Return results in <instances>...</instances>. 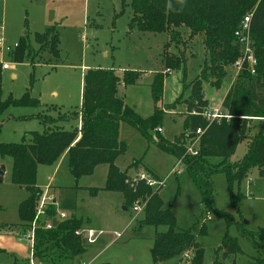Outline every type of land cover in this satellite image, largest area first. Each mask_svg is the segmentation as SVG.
I'll return each instance as SVG.
<instances>
[{
  "label": "rangeland",
  "instance_id": "obj_1",
  "mask_svg": "<svg viewBox=\"0 0 264 264\" xmlns=\"http://www.w3.org/2000/svg\"><path fill=\"white\" fill-rule=\"evenodd\" d=\"M129 14V7L122 11V0H0V100L8 96L19 98L27 89L30 96L43 105H9L0 114V142H26V133L43 131L44 126L37 117L41 109L55 118L69 111L79 112L82 73L93 67L112 68L117 82H122L123 71L137 70L139 77L136 82L118 83L116 94L141 117L151 115L155 106L163 111L159 123L161 132L147 129L154 141L158 136L168 140L179 136L183 130L184 103L178 101L174 108L168 105L180 95V99L184 98L188 91L183 92L181 85L198 74L205 64L209 65L202 38H188L187 31H182L179 44L174 47L170 43V51L184 49L186 74L183 77L181 69L170 70L163 79L162 96L155 102L150 84L154 73L163 68L161 52L168 33L129 29ZM48 27L56 30L54 51L48 47L40 48L35 40L36 31L42 32ZM21 39L26 41L28 50L16 58L14 51ZM2 64L9 67L3 68ZM225 72L218 88L204 84L203 92L208 104H219L225 95L234 75L229 62L225 65ZM251 123L249 136L238 143L233 155L227 159L228 163L241 161L263 122L255 120ZM76 124V120L61 123L65 129ZM93 127L98 134L113 136L125 144L114 164L129 178L136 179L139 173H144L158 184L162 182L158 193L163 206L171 205L177 230H197L196 240L203 249L204 263L216 258L215 250L225 235L236 239L241 252L223 259V264H250L253 258L264 256V252L255 249L242 233L253 234L255 240H259L258 236L264 238V186L253 164L231 182L223 172L212 175L214 207L221 215L210 212L207 219L198 190L185 165L175 156L160 149L154 141H148L137 128L124 120H95ZM0 166L6 170L0 181V221L12 223L14 227L12 232L0 233V242L5 248L1 262L26 264L30 247L16 240L20 236L16 207L26 193L9 182L11 158L0 156ZM174 166L177 174L172 172ZM105 169L106 164H98L91 174L79 177V188L75 192L71 189L75 183L68 170L67 151H63L55 162L36 167V184L47 201L55 200L53 206L57 215L81 216L84 218L83 226L103 231L96 242L76 255L71 263L82 260L88 264H153L150 248L154 232L156 229L164 231L166 227L139 226L141 214L134 217L133 206L123 210L119 193L102 190L89 193L86 187L104 185ZM231 194H241L238 205L232 204ZM139 202L145 204L143 200ZM202 223L204 228L198 232ZM116 233L120 237L114 239L113 234ZM192 256V251H186L156 264H186Z\"/></svg>",
  "mask_w": 264,
  "mask_h": 264
},
{
  "label": "trees",
  "instance_id": "obj_2",
  "mask_svg": "<svg viewBox=\"0 0 264 264\" xmlns=\"http://www.w3.org/2000/svg\"><path fill=\"white\" fill-rule=\"evenodd\" d=\"M129 7V29L135 28L141 32H167L168 39L161 52L162 70L153 75L150 93L157 102L162 96L163 79L167 70H182L185 77L186 67L184 49L177 52L169 50L170 43L176 47L180 41L182 31H187L188 38L201 37V42L208 55L209 65L194 75L181 90L188 94L182 95L171 103L174 108L176 102H183V129L206 127L207 122L200 112L209 104L204 97L205 83L218 88L225 75V65L232 64L240 54V48L233 35L240 20L251 13L250 28L254 55L256 58L255 73L243 69L230 83L221 100L222 107L232 115L228 119H221L209 124L200 137V144L196 155L185 153L181 141V134L173 140L156 137L157 141L147 133V129L156 127L163 116V111L156 106L151 115L139 116L134 109L124 104L116 94L117 78L112 68H90L81 81V106L79 112L61 113L56 118L41 109L38 117L44 129L41 132L26 133L28 141L0 142V156L11 158L10 182L23 188L26 197L17 207L19 225L25 230L32 221L37 202L42 190L36 186V167L38 164L55 162L63 151L68 154V170L77 187V180L81 176L92 173L98 164H106L107 172L103 187L90 188L95 194L98 190L121 193L123 204L130 208L137 201H145L138 225L165 226L164 231L155 230L150 255L153 264L166 261L174 256L192 251L191 261L186 264H223L222 260L233 257L241 252L236 239L225 235L220 246L215 250L216 258L210 263L202 260L203 249L196 240L195 228L177 230L171 205L163 206L159 196L161 185L150 187L142 180H130L125 171H121L115 164V158L120 155L125 144L113 136L98 134L93 122L100 119L124 120L137 128L148 141H154L163 151L172 154L185 165V170L200 195L203 211L221 215L214 207V186L212 175L223 172L227 181L238 177L250 164H253L263 180L264 186V0H122V11ZM249 11V12H247ZM35 40L40 48L48 47L54 51L57 44L56 30L48 27L42 32L35 33ZM21 39L16 45L14 56L27 49V43ZM184 44V42H183ZM139 77L134 70L123 71L122 84H133ZM182 94V92H181ZM9 105L14 106H43L38 99L30 96L29 91L19 98L8 96L0 100V114ZM46 108V107H45ZM46 110V109H45ZM194 110L195 113H191ZM79 117V127L65 129L63 121L75 120ZM248 117H262L251 119ZM263 122L252 137L247 152L238 163L230 164L227 159L235 152L236 146L249 136L252 121ZM135 163V161L133 162ZM232 167V168H231ZM241 194H231L232 204L238 205ZM54 204L47 208L51 226L48 229L39 226L35 230L34 256L44 264H72L76 255L83 253L89 246L75 234L83 227V218L74 214L59 218L55 213ZM204 222V221H203ZM204 225L199 226L198 232ZM251 241L252 246L264 252V238L242 231ZM219 253H221L219 255ZM250 264H264V256L255 257Z\"/></svg>",
  "mask_w": 264,
  "mask_h": 264
},
{
  "label": "built area",
  "instance_id": "obj_3",
  "mask_svg": "<svg viewBox=\"0 0 264 264\" xmlns=\"http://www.w3.org/2000/svg\"><path fill=\"white\" fill-rule=\"evenodd\" d=\"M250 18H251V13L244 15L240 20L237 28L233 32L235 40L240 48V54L237 57V59L231 64V67L234 70L232 81L243 69L248 70L250 73H255L256 58L252 46ZM0 42H1V38H0ZM2 67L7 68L8 65L2 64ZM191 113H195V111L192 110ZM200 115L207 122L206 127L214 121H220L223 118L228 119L232 116L226 108L222 107L221 103L208 105L207 107L201 110ZM254 118L263 119L262 117L260 118L252 117L251 119ZM206 127L204 128L196 127L194 129L187 127L182 130L181 141L183 146L185 147L186 154L189 155L197 154L200 144V137L205 131ZM155 130L157 132H160L161 127H156ZM178 161L181 162V159H179ZM172 172L175 174L178 173V170L175 168V166L172 168ZM136 179L144 181L145 184L150 187H154L158 184L157 181L148 178L144 173H139ZM161 184L162 182L158 185ZM51 203L52 201H47V197L43 192L37 202L35 214L32 221L30 222L29 227L23 230L20 234V238L23 241H25L30 247V257L27 259L26 264H44L34 256L35 230L39 226H42L45 229L50 228L51 222L47 214V208ZM143 206L144 203H140L139 201L135 202L132 207V209L134 210V214L141 211ZM208 214L209 213H206L207 219H209V217L207 216ZM57 216L59 218L66 217V215H64L63 213H59ZM102 233H103L102 230L93 229L91 227H82L75 231V234L77 236H80L86 244L94 243L98 238V236H100ZM114 236L115 238L120 237L118 233L114 234ZM77 264H85V263H77Z\"/></svg>",
  "mask_w": 264,
  "mask_h": 264
},
{
  "label": "crops",
  "instance_id": "obj_4",
  "mask_svg": "<svg viewBox=\"0 0 264 264\" xmlns=\"http://www.w3.org/2000/svg\"><path fill=\"white\" fill-rule=\"evenodd\" d=\"M36 32H38V31H36ZM8 65V64H7ZM8 67H9V65H8ZM7 67V68H8ZM84 68V67H83ZM93 68H97V67H93ZM86 70V69H85ZM132 70V69H131ZM134 70V69H133ZM134 71H137V70H134ZM170 71V70H169ZM169 71H167V74H165V76L166 75H168L169 74ZM158 72V71H157ZM156 73V72H155ZM154 73V74H155ZM84 75V72L82 73V76ZM164 76V77H165ZM191 79V78H190ZM82 81V80H81ZM152 82V81H151ZM120 85H123L121 82H120ZM178 96V95H177ZM176 96V97H177ZM175 97V98H176ZM205 97V96H204ZM174 98V99H175ZM122 99V98H121ZM174 99L171 101V102H173L174 101ZM207 99V98H206ZM222 100V99H221ZM170 102V103H171ZM219 103H221V101L219 102ZM125 104V103H124ZM166 104H169V103H166ZM209 105H212L211 103L209 104ZM184 111H185V109H184ZM38 117V116H37ZM39 118V117H38ZM184 119V117L182 118V120ZM76 121H77V124H76V126L77 127H79V124H80V122H79V117H77V119H75ZM182 123H183V121H182ZM44 126V125H43ZM161 132V131H160ZM182 133V132H181ZM168 140V139H167ZM173 140V139H172ZM171 141V140H170ZM2 179H3V177H5V174H6V170H5V168L3 167V169H2ZM106 172H107V165H106V169H105V178H106ZM2 179H1V181H2ZM130 180H135V178H129ZM248 181H250V180H248ZM9 182H10V171H9ZM104 182H105V180H104ZM11 183V182H10ZM75 183V182H74ZM12 184V183H11ZM35 184H36V178H35ZM16 186V185H15ZM36 186H38L37 184H36ZM39 187V186H38ZM81 187H83V186H81ZM103 187V186H102ZM21 190H23L24 192H25V190L23 189V188H21V187H19ZM78 185H77V187H74V188H71V189H73V190H75V192H77V190H78ZM86 188H88V189H90V188H92V187H86ZM96 188H101V187H96ZM90 191V190H89ZM98 191H101V190H98ZM97 191V192H98ZM102 191H104V190H102ZM105 192H111V191H105ZM26 193V192H25ZM42 193H43V191H42ZM90 193V192H89ZM114 193V192H113ZM116 193H118V192H116ZM120 194V196H121V199H120V203H121V205H123V206H125L124 204H123V197H122V195H121V193H119ZM54 199H52V203L54 204ZM18 204H19V202H18ZM18 204H17V207H18ZM16 207V208H17ZM126 207V206H125ZM127 210V209H126ZM17 214H18V212H17ZM56 214V213H55ZM57 215V214H56ZM67 216V215H66ZM75 216H77V215H75ZM77 217H81V216H77ZM135 217V216H134ZM81 218H83V217H81ZM84 219V218H83ZM86 219V218H85ZM20 223V222H19ZM18 223V224H19ZM83 227H88V226H83ZM92 228V227H91ZM13 229H14V227H13V225H12V223H7V222H3V221H0V233H8V232H12L13 231ZM98 230H100V229H98ZM156 230H158V229H156ZM23 231V229H22V226H20L19 225V234H21V232ZM114 235V234H113ZM18 239H16L18 242H25V241H23L21 238H20V236L19 237H17ZM114 239H116L115 238V236H114ZM96 242V241H95ZM94 242V243H95ZM26 243V242H25ZM94 243H92V244H89V245H93ZM28 245V244H27ZM5 248H4V246H3V244L0 242V264H5V263H2L1 262V259H2V257H3V250H4ZM27 262V261H26ZM77 263H85V264H88V262H83L82 260H76L75 261V263H72V264H77Z\"/></svg>",
  "mask_w": 264,
  "mask_h": 264
},
{
  "label": "water",
  "instance_id": "obj_5",
  "mask_svg": "<svg viewBox=\"0 0 264 264\" xmlns=\"http://www.w3.org/2000/svg\"><path fill=\"white\" fill-rule=\"evenodd\" d=\"M2 169H3V166H0V181H1V179H2ZM122 209L123 210H126L127 208L125 207V206H122ZM245 223H246V221H244Z\"/></svg>",
  "mask_w": 264,
  "mask_h": 264
}]
</instances>
